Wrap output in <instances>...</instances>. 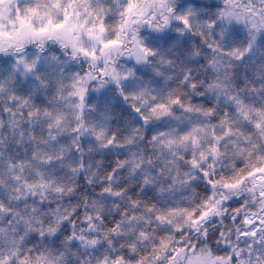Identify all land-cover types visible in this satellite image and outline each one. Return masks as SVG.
<instances>
[{
    "label": "snow or ice",
    "instance_id": "1",
    "mask_svg": "<svg viewBox=\"0 0 264 264\" xmlns=\"http://www.w3.org/2000/svg\"><path fill=\"white\" fill-rule=\"evenodd\" d=\"M0 264H264V0H0Z\"/></svg>",
    "mask_w": 264,
    "mask_h": 264
}]
</instances>
